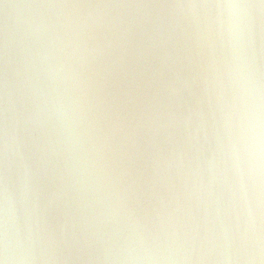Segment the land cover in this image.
Segmentation results:
<instances>
[{
	"label": "water",
	"instance_id": "obj_1",
	"mask_svg": "<svg viewBox=\"0 0 264 264\" xmlns=\"http://www.w3.org/2000/svg\"><path fill=\"white\" fill-rule=\"evenodd\" d=\"M226 2L250 5L243 18V50L258 82H264V0H0V191L7 98L8 179L16 196L10 212L11 264L264 261V253L258 260L243 252L222 256L207 212L209 192L225 204L231 198L227 159L223 175L211 183L200 168L209 156L222 157L226 142L219 134L222 105L206 91L210 61L222 72L230 59L224 18L214 8L187 17L183 10L160 7ZM96 4L128 7H60ZM60 61L73 69L75 80L50 78L46 64ZM177 75L195 82L172 99L168 111L178 120L161 129L151 146L150 134L136 128L137 121L146 102ZM68 98L76 102L83 147L70 142L49 116L53 102ZM158 98L169 103L167 96ZM190 110H199L202 119L184 120ZM25 159L36 172L35 199L22 190ZM261 187H252L253 196ZM227 210L228 219L237 222L239 209ZM137 222L150 238L183 237V248L161 252L164 245L157 242L155 252L127 250L137 248L131 244ZM2 231L0 218V242ZM29 232L30 247L23 240Z\"/></svg>",
	"mask_w": 264,
	"mask_h": 264
},
{
	"label": "clouds",
	"instance_id": "obj_2",
	"mask_svg": "<svg viewBox=\"0 0 264 264\" xmlns=\"http://www.w3.org/2000/svg\"><path fill=\"white\" fill-rule=\"evenodd\" d=\"M60 7L72 8H93L104 9L112 7H128L127 5H61ZM136 7H150L137 5ZM183 10L187 17H192L204 9H217L223 16V39L229 49L230 59L224 70L221 72L215 64L210 61L208 71L212 79L208 81L211 91L217 98L218 105H222L221 134L226 142L221 149L222 157L211 155L201 162L200 168L211 180L219 179L223 175V160L227 159L228 167L232 173L230 185L231 198L227 204L220 200L212 192L208 193L209 206L207 209L209 221L214 225L217 250L221 255H233L245 253L248 260H258L260 254L264 253V82H258L254 69L244 55V25L243 18L245 9L250 5L238 2H226L221 4L187 3L162 5ZM264 7V4L261 5ZM64 44L63 39L59 40ZM68 45H65L67 47ZM107 46H111L109 43ZM80 45H76L79 48ZM170 57H166L165 60ZM44 59H49V53L44 54ZM45 71L50 73L53 81L71 82L75 80L76 74L73 69L60 61L46 64ZM63 74V75H62ZM195 82V77H179L170 81L163 93H158L148 100L144 111L137 121L136 128L146 129L150 134L148 143L154 145L156 134L161 129L167 128L169 124L176 122V113L168 111L173 98H177L183 90L190 89ZM225 90L230 96H225ZM159 96H167L169 103L164 104ZM75 100L58 99L49 108V116L55 118L62 130L67 133V139L83 147L84 136L80 132V117L76 111ZM5 125L3 132V165L4 177L3 188L0 191V218H2V242H0V264H11L14 259L13 249L10 243V212L15 203V192L9 188L8 173L10 168V136L7 123V98L5 99ZM202 113L199 110H190L183 118L191 120ZM167 119L168 123L163 120ZM135 132V129L133 130ZM19 151V146L17 147ZM175 158L180 159L176 153ZM167 160V158H165ZM172 164L169 163V167ZM260 183L261 189L257 190L255 196L252 194V187ZM22 190L30 197L36 196V172L31 160L25 159L24 173L21 181ZM239 209L237 222L233 223L228 219L231 207ZM32 234L29 232L23 237L26 246L32 243ZM160 242L164 247L161 252L171 251L172 246L182 249L185 240L180 236H168L162 238H150L144 231L143 225L137 222V232L131 239V244L137 245L136 250L141 252L157 249L154 244ZM255 250V255L253 251ZM264 264V261L261 262Z\"/></svg>",
	"mask_w": 264,
	"mask_h": 264
}]
</instances>
